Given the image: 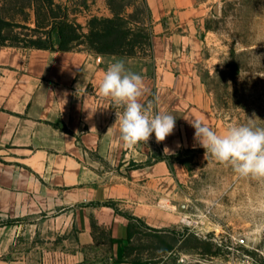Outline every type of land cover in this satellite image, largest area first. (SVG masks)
<instances>
[{"label": "crops", "instance_id": "1", "mask_svg": "<svg viewBox=\"0 0 264 264\" xmlns=\"http://www.w3.org/2000/svg\"><path fill=\"white\" fill-rule=\"evenodd\" d=\"M203 2L147 0L162 80L158 113L176 118L161 142L168 157L200 146L188 120L221 135L210 124L204 85L178 57L182 44L194 41L181 28ZM119 58L0 45V264H148L128 257L134 225L143 220L162 232L175 223L163 203L182 165L160 159L124 167L150 148L121 141L117 106L99 93Z\"/></svg>", "mask_w": 264, "mask_h": 264}, {"label": "rangeland", "instance_id": "2", "mask_svg": "<svg viewBox=\"0 0 264 264\" xmlns=\"http://www.w3.org/2000/svg\"><path fill=\"white\" fill-rule=\"evenodd\" d=\"M44 1L48 9L42 8ZM203 1V9L181 28L197 44L183 43L178 57L192 65L205 87L210 124H218L222 135L232 126L248 124L255 114L259 118L253 121L255 125L264 127V0ZM0 5L5 15L21 22L9 34V42L20 44L42 38L47 45L58 47L61 22L74 24L78 34H87L93 17L121 16L141 34V43L136 56L115 55L128 71L142 76L140 102L150 115L158 113L162 80L154 55L155 23L147 0H0ZM64 34L70 39L75 32L66 26ZM83 38L82 44L71 42L69 46L94 51ZM116 108L122 113L121 107ZM146 144L149 155L130 158L125 169L165 156L154 134ZM204 154L201 146L184 147L167 158L172 165H182L173 175L175 188L167 186L163 203L167 217L175 223L158 232L143 220L137 221L127 250L130 259L148 264H230L244 255L264 259V178L241 177L210 153L207 159ZM238 237H245L247 245H237Z\"/></svg>", "mask_w": 264, "mask_h": 264}, {"label": "clouds", "instance_id": "3", "mask_svg": "<svg viewBox=\"0 0 264 264\" xmlns=\"http://www.w3.org/2000/svg\"><path fill=\"white\" fill-rule=\"evenodd\" d=\"M99 93L123 109L122 113L116 112V122H119L120 139L126 146L147 143L152 134L161 143L173 134L176 118L170 114L148 113L140 102L143 78L128 71L122 60L107 67ZM256 119L259 118L253 114L248 124L232 126L222 135L199 121L188 122L195 130L194 139L205 149V159L210 153L241 177L264 178V127L255 125ZM164 152L168 154L169 149L165 147Z\"/></svg>", "mask_w": 264, "mask_h": 264}, {"label": "trees", "instance_id": "4", "mask_svg": "<svg viewBox=\"0 0 264 264\" xmlns=\"http://www.w3.org/2000/svg\"><path fill=\"white\" fill-rule=\"evenodd\" d=\"M45 5L42 6L43 9H48V4L44 1ZM31 7V5H30ZM15 8H12V10ZM52 11V10H48ZM36 15H38L37 10L35 9ZM52 15V13H51ZM58 14H54L53 17H58ZM14 17V14H13ZM21 25V22L16 20V18L7 16L4 14V6L0 5V45L1 46H15V47H31V48H44V49H57V50H72L69 46L71 42H77L82 44V37L84 42H86L91 49L98 53H111V54H121L128 56H136V48L141 43L140 33H136L132 27H129L125 24L121 16L114 17H93L90 21V31L87 34H78L75 30L74 24L67 22H61V40L59 46H50L42 38L33 39L29 38L24 40L25 42L16 43L9 42L11 37L9 34L13 32L15 27ZM70 26L72 31L75 32L74 36L70 39L65 37V28ZM31 30L36 28H31L26 26ZM15 38H13L14 40ZM17 39V38H16ZM168 156L161 157L160 159H167ZM144 165V164H143ZM142 165H138L140 167Z\"/></svg>", "mask_w": 264, "mask_h": 264}, {"label": "built area", "instance_id": "5", "mask_svg": "<svg viewBox=\"0 0 264 264\" xmlns=\"http://www.w3.org/2000/svg\"><path fill=\"white\" fill-rule=\"evenodd\" d=\"M114 114H116V112H114ZM236 244L247 245L246 238L245 237L236 238ZM230 264H264V259L259 261L250 255H244L241 258L234 259L233 261L230 262Z\"/></svg>", "mask_w": 264, "mask_h": 264}]
</instances>
